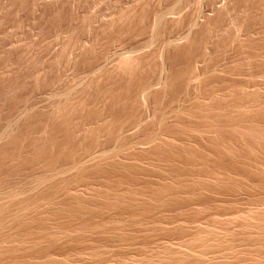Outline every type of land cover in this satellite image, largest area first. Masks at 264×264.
I'll list each match as a JSON object with an SVG mask.
<instances>
[{
	"label": "rangeland",
	"instance_id": "374dc122",
	"mask_svg": "<svg viewBox=\"0 0 264 264\" xmlns=\"http://www.w3.org/2000/svg\"><path fill=\"white\" fill-rule=\"evenodd\" d=\"M0 264H264V0H0Z\"/></svg>",
	"mask_w": 264,
	"mask_h": 264
}]
</instances>
